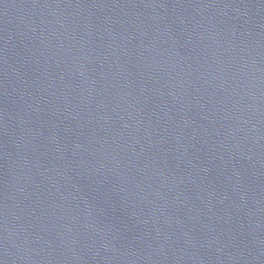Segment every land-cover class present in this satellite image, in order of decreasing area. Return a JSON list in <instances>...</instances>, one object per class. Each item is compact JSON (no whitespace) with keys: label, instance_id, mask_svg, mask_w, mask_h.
<instances>
[{"label":"water","instance_id":"water-1","mask_svg":"<svg viewBox=\"0 0 264 264\" xmlns=\"http://www.w3.org/2000/svg\"><path fill=\"white\" fill-rule=\"evenodd\" d=\"M0 264H264V0H0Z\"/></svg>","mask_w":264,"mask_h":264}]
</instances>
